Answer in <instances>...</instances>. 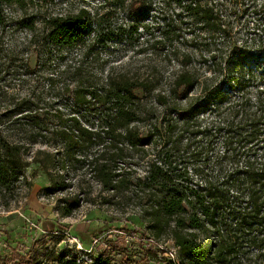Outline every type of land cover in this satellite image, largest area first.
Segmentation results:
<instances>
[{"label":"trees","instance_id":"trees-1","mask_svg":"<svg viewBox=\"0 0 264 264\" xmlns=\"http://www.w3.org/2000/svg\"><path fill=\"white\" fill-rule=\"evenodd\" d=\"M97 1L58 17L43 13L42 0H0L1 33L5 7L39 16L10 19L13 30L30 32L25 48L0 39L1 206L9 210L8 197L32 188L29 170L38 166L47 193L66 194L63 218L96 201L138 209L160 248L143 251L145 260L264 264V75L248 65L254 50L264 52V0ZM121 13L139 18L120 24ZM140 19L161 62L94 75L90 56L131 40ZM31 53L42 66L63 65L64 81L31 88L38 77L22 59ZM46 223V233L56 232ZM52 261L111 264L102 254Z\"/></svg>","mask_w":264,"mask_h":264},{"label":"rangeland","instance_id":"rangeland-1","mask_svg":"<svg viewBox=\"0 0 264 264\" xmlns=\"http://www.w3.org/2000/svg\"><path fill=\"white\" fill-rule=\"evenodd\" d=\"M42 1L43 13L58 17L74 15L83 8L92 9L100 6V1L97 0ZM4 14L8 18L9 26L2 33L0 31L2 44L4 47L15 45L25 48L30 32L23 29L13 30L10 19L12 16H39L32 14L31 11L15 12L8 7L4 8ZM138 15L136 17L131 15L130 19L128 14L121 13L115 18L118 23L127 24L139 18ZM144 19V23H150V14ZM137 23L139 30L131 40L128 37L115 40L105 51L99 49L90 56L87 66L94 75L101 73L106 75L112 68L117 72L124 71L129 74L137 71L146 72L152 69L156 61L161 62L159 59H152V51L147 46L150 36L146 35L142 28V19ZM27 57L30 72L36 73L38 77V81L30 82L31 88L35 85L42 88L47 85L49 79L59 83L64 81L58 78L64 70L63 65L59 66L56 63L42 66L37 63L35 54H25L22 59L26 60ZM163 65L166 71L171 72V69H175V64H172V68V65ZM248 65L257 73L264 75V52L254 50ZM30 86H25L24 90L28 91ZM25 93H21L22 96ZM149 130L144 129L146 133ZM29 176L32 188L22 189L17 197H8L7 200L12 203L9 210L1 206L0 199V259L7 260L9 264H55L52 258L63 255L66 259L76 260L77 263H91L93 258L102 254L111 261V264H155L152 257L144 259L143 251L159 252L160 248L144 233L145 226L139 220L138 209L132 206L124 211H116L101 206V203L96 201L93 204L83 203L72 216L63 218L58 211V201L65 198L66 194L49 195L47 193L49 182L38 166L31 167ZM95 190L97 191V188ZM47 221L54 223L56 232L53 234L44 231V225H48ZM163 247L168 253L173 251L170 242Z\"/></svg>","mask_w":264,"mask_h":264}]
</instances>
